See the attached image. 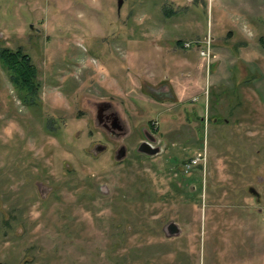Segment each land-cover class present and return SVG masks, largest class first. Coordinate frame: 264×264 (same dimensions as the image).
I'll return each instance as SVG.
<instances>
[{
	"label": "rangeland",
	"instance_id": "obj_1",
	"mask_svg": "<svg viewBox=\"0 0 264 264\" xmlns=\"http://www.w3.org/2000/svg\"><path fill=\"white\" fill-rule=\"evenodd\" d=\"M117 1L0 0V264H264V0Z\"/></svg>",
	"mask_w": 264,
	"mask_h": 264
},
{
	"label": "trees",
	"instance_id": "obj_2",
	"mask_svg": "<svg viewBox=\"0 0 264 264\" xmlns=\"http://www.w3.org/2000/svg\"><path fill=\"white\" fill-rule=\"evenodd\" d=\"M181 46V42H176ZM264 46V42L262 44ZM0 64L8 73L10 82L20 93L25 103H31L37 99L40 84L37 81V72L28 55L21 49L14 51L8 48H0Z\"/></svg>",
	"mask_w": 264,
	"mask_h": 264
},
{
	"label": "flooded vegetation",
	"instance_id": "obj_3",
	"mask_svg": "<svg viewBox=\"0 0 264 264\" xmlns=\"http://www.w3.org/2000/svg\"><path fill=\"white\" fill-rule=\"evenodd\" d=\"M101 105H102L103 111L101 114V125L100 126L111 136L116 137V136L124 134L125 129L121 125L116 114L111 110V106L109 104H101ZM115 120H117V122ZM116 123H118L121 128L119 129L113 128L112 127L113 124L115 125ZM119 125L116 124L115 126L118 127ZM139 150L149 152V153L154 152V150L150 149V147L147 146V144L141 145L139 147ZM170 232L172 235H176L178 233L176 231V228L173 226V224L170 226Z\"/></svg>",
	"mask_w": 264,
	"mask_h": 264
},
{
	"label": "water",
	"instance_id": "obj_4",
	"mask_svg": "<svg viewBox=\"0 0 264 264\" xmlns=\"http://www.w3.org/2000/svg\"><path fill=\"white\" fill-rule=\"evenodd\" d=\"M117 2H118L117 3V7L119 8L121 6L122 1L121 0H118ZM102 111H103V108H102V105H100L97 108V112H96V119H97V122H98L99 125H101V114H102ZM115 121L117 122V120H115ZM116 124L119 125L118 123H116ZM115 125L113 124L112 127L113 128H117V129L121 128L120 125L118 127H116ZM120 152L123 155V151H120ZM251 192L253 193V190H251Z\"/></svg>",
	"mask_w": 264,
	"mask_h": 264
},
{
	"label": "built area",
	"instance_id": "obj_5",
	"mask_svg": "<svg viewBox=\"0 0 264 264\" xmlns=\"http://www.w3.org/2000/svg\"><path fill=\"white\" fill-rule=\"evenodd\" d=\"M208 45H209V43H207V46H208ZM187 46H188V45H187ZM199 54H200L201 57L205 58V59L208 61V59H209V57H210V54H209V50H208V48L205 49V50H201V51L199 52Z\"/></svg>",
	"mask_w": 264,
	"mask_h": 264
},
{
	"label": "crops",
	"instance_id": "obj_6",
	"mask_svg": "<svg viewBox=\"0 0 264 264\" xmlns=\"http://www.w3.org/2000/svg\"><path fill=\"white\" fill-rule=\"evenodd\" d=\"M201 57V56H200ZM203 58V57H202Z\"/></svg>",
	"mask_w": 264,
	"mask_h": 264
}]
</instances>
